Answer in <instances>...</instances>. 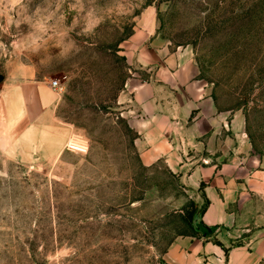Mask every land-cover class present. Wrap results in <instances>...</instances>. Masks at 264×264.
I'll list each match as a JSON object with an SVG mask.
<instances>
[{
  "label": "rangeland",
  "instance_id": "374dc122",
  "mask_svg": "<svg viewBox=\"0 0 264 264\" xmlns=\"http://www.w3.org/2000/svg\"><path fill=\"white\" fill-rule=\"evenodd\" d=\"M151 45L192 59L225 151L264 157V0H0V93L57 80L54 116L69 126L49 161L0 153V264H169L189 236L199 191L184 173L229 154L187 152L182 173L143 163L120 100L155 80L137 60Z\"/></svg>",
  "mask_w": 264,
  "mask_h": 264
},
{
  "label": "crops",
  "instance_id": "0c3cea01",
  "mask_svg": "<svg viewBox=\"0 0 264 264\" xmlns=\"http://www.w3.org/2000/svg\"><path fill=\"white\" fill-rule=\"evenodd\" d=\"M137 60L143 65L156 64L155 80L131 83L120 103L124 104L121 112L137 130L143 163L161 158L169 169L182 173L188 165L187 152L218 149L229 154L220 161L193 163L185 171L199 191L195 202L208 200L197 220L216 230L209 237L173 240L165 253L168 263L259 264L264 260V157L243 156L240 149L232 154L231 147L225 151L220 138L227 131L226 120L216 113L188 55L160 52L151 45L141 50ZM58 100L50 81L28 79L4 87L0 93V153L20 164L46 162L59 155L69 126L54 116Z\"/></svg>",
  "mask_w": 264,
  "mask_h": 264
},
{
  "label": "trees",
  "instance_id": "16d2710c",
  "mask_svg": "<svg viewBox=\"0 0 264 264\" xmlns=\"http://www.w3.org/2000/svg\"><path fill=\"white\" fill-rule=\"evenodd\" d=\"M203 187V184L200 183L199 189L201 190ZM208 200L206 198H203V203L197 207L196 203L191 204L190 211L186 212V222L188 224L190 233L189 236H197V237H209L214 234L216 230V226H207L202 221L197 220V212L199 216L202 214V212L205 210L207 206ZM215 243L220 244L218 241L213 240Z\"/></svg>",
  "mask_w": 264,
  "mask_h": 264
},
{
  "label": "built area",
  "instance_id": "2783aa9c",
  "mask_svg": "<svg viewBox=\"0 0 264 264\" xmlns=\"http://www.w3.org/2000/svg\"><path fill=\"white\" fill-rule=\"evenodd\" d=\"M50 85H51L53 88L57 89V88H58V81H57V80H51V81H50Z\"/></svg>",
  "mask_w": 264,
  "mask_h": 264
}]
</instances>
